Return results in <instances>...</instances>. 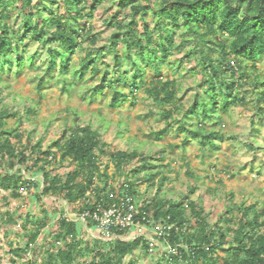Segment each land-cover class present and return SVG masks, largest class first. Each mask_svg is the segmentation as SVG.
Returning a JSON list of instances; mask_svg holds the SVG:
<instances>
[{"label": "trees", "instance_id": "trees-1", "mask_svg": "<svg viewBox=\"0 0 264 264\" xmlns=\"http://www.w3.org/2000/svg\"><path fill=\"white\" fill-rule=\"evenodd\" d=\"M102 1L0 0V71L2 62L9 66L15 62L21 68L28 60L34 65L44 49L49 58L42 61L46 70L40 76L39 89L46 82L45 74L59 66L58 82L70 93L88 71L99 75L96 83L87 86L84 98L93 100L97 94L110 92L107 96L112 108L128 100L136 105L143 90L148 115L166 121L163 129L153 131L155 139L160 140L175 124L184 138L181 145L173 146L197 140L203 155L209 149L219 150L227 138H235L224 130L222 110L248 108L249 100L254 101L249 99L251 93H257L251 121L255 127L256 118L264 119V89H260L264 81L259 75L252 78L249 72L264 57V0H115L117 9L105 21L114 31L108 43L97 46L99 35L89 20ZM33 43L36 45L28 58L25 49ZM84 47L86 55L74 63L75 53ZM108 53L114 57L112 70L99 63ZM163 65L177 72L184 68L195 77L192 101H184L188 91L181 94L177 79L162 75ZM148 68L153 76H147ZM37 109L29 105L24 116L22 111L0 109V186L11 195L21 197L23 187L42 202L47 196L62 198L68 205L78 202L81 211L94 210L99 204L108 207L124 194H131L139 205L136 220L145 224L146 215L155 224L161 223L168 232L162 244L178 249V254L163 250L155 264H264V201L235 203L234 193H230L229 204L212 221L201 199L191 196L193 185L183 197L164 196L166 175L156 184V193L141 197L139 203L138 186L155 184V177L161 174L153 171L159 167L152 161L157 157L144 154L139 147L111 150L92 122L81 124L79 120L45 148L44 135L35 139L34 129L23 127L25 117ZM10 116L19 118L12 128L6 126ZM254 142L257 145L253 139L247 142L249 149L264 148L263 140ZM165 152L164 147L156 154L165 158ZM110 162L120 178L124 176L121 181L108 176ZM64 164L69 165L67 172H54L56 166ZM142 171L146 174L141 177ZM24 172L41 175L42 180L26 179ZM186 173L194 177L190 169ZM52 206L43 213L47 220L57 218V229L40 242L47 224L41 213L36 217L31 212L19 214L22 222L18 223L9 208L0 211V226H8V240L13 224L24 230L21 236L25 240H9L10 261L4 263L0 258V264H136L133 257L138 249L152 253V241L145 236L126 238L131 229L113 240L99 235L90 239L78 221ZM85 223L95 231L93 221ZM150 226L155 229L154 224ZM129 255L132 258L126 262Z\"/></svg>", "mask_w": 264, "mask_h": 264}, {"label": "rangeland", "instance_id": "rangeland-1", "mask_svg": "<svg viewBox=\"0 0 264 264\" xmlns=\"http://www.w3.org/2000/svg\"><path fill=\"white\" fill-rule=\"evenodd\" d=\"M115 0H104L98 5L95 16L89 21L94 25V31L98 33L97 46H103L108 43L111 33L114 28H109L105 21L117 9ZM57 7V5H55ZM36 44L26 47L25 56L30 57V51L33 50ZM88 47L87 43L84 44ZM79 49L74 55V63H78L81 58L86 55V49ZM49 58L44 49L39 54L34 65L31 62H26L24 67L19 68L12 57V65L2 62V70L0 71V109L6 107L9 111H22V115H26V107L34 105L38 107L36 112L25 117L23 126L27 129H34V138L37 139L44 135V147L46 148L52 140L59 138L65 129L72 126L76 120L79 123L92 124L101 131L103 139L108 143L111 150L129 149L136 147L144 152L146 155L157 157L152 160L153 163L159 165L153 171H160L155 177V184L143 182L138 186L139 197L145 195H154L158 190L156 184L161 180L162 176H166L168 180L164 182L162 193L166 197L180 198L189 194V188L193 185L195 192L191 194L192 197H199L204 204L207 212L212 214V221H216L218 215L230 202V193H234L233 200L235 203L245 200L264 201V148L256 150L249 149L247 142L257 145L254 140L264 141V119L256 118V126L252 124V115L254 112L253 102L256 101L257 93H251L248 108L241 106H232L228 110L221 111V122L224 124V130L227 135H235V138H227L221 144L219 150L206 152L203 155L200 144L197 140L190 141L186 146L181 145L184 136L173 127L168 132H164L160 140L155 139L153 131L161 130L166 126V121L158 120L155 115H148V106L145 101L143 90L137 95L138 102L132 106L131 100L122 103L119 107H110V92L106 95L97 94L93 100L84 98L87 91V86L91 83H96L98 76H93L90 71L83 77V80L76 81L73 84L72 92L63 91V85L58 82V67L55 71L45 74L46 82L43 88L39 89L38 83L40 76L44 74L45 66L42 65L43 59ZM105 59V60H104ZM104 60V61H103ZM100 66L105 69L106 66L113 68L114 57L112 54H107L106 58H100ZM128 63V62H127ZM252 65V62L250 63ZM255 70L250 68L249 72L252 78L260 76L261 81H264V57L256 62ZM162 75L166 77H174L182 85V92L188 93L184 101H192L195 93L194 86L195 77L184 68L177 72L176 69H169L167 65H163ZM147 76H153L152 71L148 68ZM73 72H71L72 75ZM51 76V77H49ZM81 75H78V77ZM49 77V78H48ZM54 77V78H53ZM191 87L193 90H190ZM260 89H264V83L261 84ZM85 93V94H84ZM187 103V102H186ZM262 104V102H258ZM264 105V104H262ZM25 110V111H24ZM28 120V121H27ZM19 122V118L10 116L6 118V126L14 127ZM155 139V140H154ZM149 141L142 143L138 142ZM139 145V146H138ZM172 145V147L170 146ZM167 149L165 158H159L156 153L162 148ZM108 161V158H107ZM188 164V165H187ZM54 172L65 173L69 169V165L56 166ZM104 167V166H103ZM108 176L115 177L116 181H121L124 176L120 178L116 172V167L113 162L109 163ZM190 169L194 173V177L186 173ZM148 170H151L150 168ZM146 174L142 171L141 177ZM26 179L42 180V176L33 177L30 173H25ZM117 177V178H116ZM114 181V182H116ZM117 183V182H116ZM22 191V190H21ZM26 192L21 197H14L11 191L0 186V210L5 211L10 209L15 214L17 222L21 223L22 219L18 218L19 214L25 215L31 212L40 215V218L46 220V227L39 238V242L50 237L49 233L57 229V218L47 220L46 214L43 213L45 209H52V205L57 206L59 212L79 213L80 203L67 204V201L55 197L47 196L44 201L33 198V193ZM8 198V199H7ZM55 201L56 204L52 203ZM51 205V207H50ZM44 209V210H43ZM18 212V213H17ZM53 213V212H52ZM75 213V214H76ZM59 216V214H57ZM36 217V215H35ZM84 222V221H83ZM85 224V222H84ZM8 226H0V258L4 263H9V240L18 243H24L25 240L21 236L24 230L17 224L9 226L12 232L10 239L5 232ZM147 226L133 228L130 233V239L135 236L143 235L147 238L153 237L155 239V232H150ZM14 230V232H13ZM94 230V228H93ZM18 231V233H17ZM83 232V230H82ZM85 232V231H84ZM90 239L93 236H88ZM88 238V240H89ZM155 250L152 253H147L142 249H138L134 255L136 264H155L158 258L163 254L164 245L161 241L151 240ZM132 258L127 256L125 261L128 262ZM90 259V256L89 258ZM87 259V260H88Z\"/></svg>", "mask_w": 264, "mask_h": 264}, {"label": "built area", "instance_id": "built-area-1", "mask_svg": "<svg viewBox=\"0 0 264 264\" xmlns=\"http://www.w3.org/2000/svg\"><path fill=\"white\" fill-rule=\"evenodd\" d=\"M128 187V185H126ZM22 192L25 194L27 190L21 188ZM139 213V205L136 199L131 194H124L120 201H116L108 207H104L99 204L96 209H84L76 213V216L84 222L91 220L95 223V229L100 237L105 240H113L117 237H121V232L129 230L135 227L149 226L154 224L155 226V239L158 242L162 239L165 241L166 235H168L167 229L163 227L161 223L155 224L152 218L143 216V219L146 221L145 224H141L136 220V217ZM136 237V236H135ZM134 237V238H135ZM128 239L131 237L128 236ZM155 244L152 242V247L150 248L151 252L154 251ZM167 253L178 254L177 247L173 245L166 244L163 248Z\"/></svg>", "mask_w": 264, "mask_h": 264}, {"label": "crops", "instance_id": "crops-1", "mask_svg": "<svg viewBox=\"0 0 264 264\" xmlns=\"http://www.w3.org/2000/svg\"><path fill=\"white\" fill-rule=\"evenodd\" d=\"M1 211V210H0ZM76 211V210H75ZM75 211H72V212H68L67 211V214L73 219V220H76V221H78L80 224H81V227H82V230H83V232L85 231L87 234H91L93 237H97L98 236V233H97V231H96V229H95V231L92 229V227H90L89 225H87V223H85L84 224V222L83 221H81L77 216H76V212ZM149 227V226H148ZM135 229H138V227H135ZM149 229V231L150 232H155V229H153V228H148ZM131 230H133V228L131 229ZM89 234V235H90ZM154 236H155V234H153ZM128 236H130V235H128ZM127 235H126V238L128 237ZM146 238H147V235H146ZM148 239H150V240H152V239H154L152 236L151 237H148Z\"/></svg>", "mask_w": 264, "mask_h": 264}]
</instances>
